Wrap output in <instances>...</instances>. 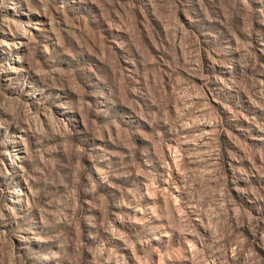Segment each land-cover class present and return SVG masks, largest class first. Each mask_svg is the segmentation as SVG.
Segmentation results:
<instances>
[{
    "label": "rangeland",
    "instance_id": "rangeland-1",
    "mask_svg": "<svg viewBox=\"0 0 264 264\" xmlns=\"http://www.w3.org/2000/svg\"><path fill=\"white\" fill-rule=\"evenodd\" d=\"M0 264H264V0H0Z\"/></svg>",
    "mask_w": 264,
    "mask_h": 264
}]
</instances>
